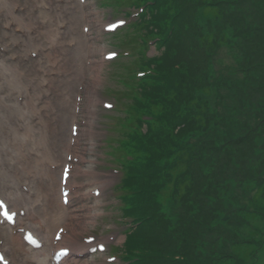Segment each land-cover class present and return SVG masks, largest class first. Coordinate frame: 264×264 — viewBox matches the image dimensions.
Masks as SVG:
<instances>
[{"label": "trees", "instance_id": "1", "mask_svg": "<svg viewBox=\"0 0 264 264\" xmlns=\"http://www.w3.org/2000/svg\"><path fill=\"white\" fill-rule=\"evenodd\" d=\"M232 1L231 8L233 9V5L237 2H240V6L243 4H249L244 5L242 8H246L251 10L253 7L255 8L256 12L253 18L250 19V22H246L245 18L242 15H238L235 11H240L242 8L235 9V11H232L231 18H234V21L238 18L239 27H244L249 30L250 33L254 32V35L252 37L249 36L248 32L244 33L243 36L247 38L248 42L246 44L248 51L251 52V56L254 61V79L247 85V81L249 79H246L244 88L239 92L238 94V111L230 109V114L232 115H240L243 112V108H246L249 104L253 103L254 98H257V95L254 96V92H259L264 90V48H262L260 37L263 32L264 27V0H229ZM208 12L214 13L217 15L215 8H207L204 13L207 14ZM237 17V18H236ZM257 49H261L260 51H257ZM250 56V55H249ZM246 71H249V66H246ZM246 88V89H245ZM264 104V102H263ZM260 114L258 116H254V126H252L250 129H247V137L251 141L258 140L257 137H262L264 134V105L262 109H260ZM225 123L226 126V133L230 134L232 131L235 132L236 126L234 129H231V126H234L235 123H232L231 120H227ZM252 131V133H251ZM253 131L256 133L254 134ZM236 140L242 138L243 134L239 131H236ZM234 136V135H233ZM226 139V138H224ZM235 152V154H233ZM244 161V158L241 157L240 151H237L235 149V146H232L229 148L228 146L225 148L224 152L222 154H217L215 156V159L212 163H209L210 168L216 172V175L214 176L215 183L209 185L208 187L203 186L204 190L201 195V198L203 201L199 202L198 204H194L201 212V209L204 208L207 204L208 199H215V198H223L222 193H220V190L223 188H227L226 180L229 177H232L230 172H234V174L237 171V168L242 167V162ZM233 174V175H234ZM198 205V206H197ZM222 205V204H221ZM220 205V206H221ZM221 208V207H220ZM215 210V206L212 205L205 209L208 211ZM229 212H231L230 207L224 209L222 215L224 217H227L229 215ZM199 222V217L194 216L193 214L189 216L187 225H186V238L182 239L180 242V252H184V248H187L189 246H193L196 242L195 247L199 246V250L201 252L200 256L196 260V264H218V260L220 259L219 254L217 253V245L219 241L222 240V238H225L228 236L226 230L221 227V223H216L212 225L211 227V221L207 220L205 221L206 217L205 214L201 212ZM254 216L253 218H255ZM259 218V216H258ZM173 224H177V220H173ZM218 225V226H217ZM254 242V239L246 240L243 244H240V246H237L238 251H240L241 256L239 258H236L237 262L241 264V262L244 264V262H248L249 259L252 258V253L254 251H258L257 247L252 243ZM252 243V244H251ZM153 246L150 244V242H147L146 244V250L151 249ZM260 252V251H258ZM236 254V253H235ZM256 255V254H254ZM264 257V254H263ZM262 258V257H261ZM259 258L258 264H264V261ZM235 260V261H236ZM164 263V262H161ZM160 263V264H161Z\"/></svg>", "mask_w": 264, "mask_h": 264}, {"label": "rangeland", "instance_id": "2", "mask_svg": "<svg viewBox=\"0 0 264 264\" xmlns=\"http://www.w3.org/2000/svg\"><path fill=\"white\" fill-rule=\"evenodd\" d=\"M259 40L262 48H264V33L261 34ZM94 59L96 66H98L99 59ZM214 65L217 69L232 73L231 69L235 66L232 51L226 48L220 50L215 57ZM113 70L115 74L106 77L105 70L102 69L100 76L102 82L111 86L118 84L115 81L117 69L114 68ZM237 75L242 77L239 72ZM253 133L256 134L254 131ZM257 139L247 142L240 149L241 157L244 158L242 162L244 170L237 169L229 180V186L223 191L224 203L230 207L231 212L227 217L222 214L219 215L216 220V222H221V227L228 234L217 245L216 251L220 256L218 264H240L236 260L241 256L237 246L250 239H254L252 243L260 252L254 251L252 258L248 262L245 261L244 264H258L257 262L261 257L264 261V134L260 138L258 136ZM258 187L260 188L259 191H262L261 195L251 199L252 193L257 192ZM228 192L229 198H227ZM235 193L238 194L236 199H234ZM254 216L256 217L253 218ZM241 264L243 263L241 262Z\"/></svg>", "mask_w": 264, "mask_h": 264}, {"label": "bare ground", "instance_id": "3", "mask_svg": "<svg viewBox=\"0 0 264 264\" xmlns=\"http://www.w3.org/2000/svg\"><path fill=\"white\" fill-rule=\"evenodd\" d=\"M3 5L6 7V13H12V6L13 5H19V10L17 13H14L15 17H23V13H27L30 11L25 9V6L22 9V4L19 0H1ZM73 2V1H72ZM73 6L75 5L77 8L79 7L77 3L73 2ZM79 9V8H78ZM23 11V12H22ZM38 12L47 13L49 12H43L42 10L38 9ZM50 15V14H49ZM53 20V18H51ZM71 29H73L72 26H70ZM73 59L79 60V69L82 72H88L85 66V48L84 46H80L79 49H76L73 51ZM59 60L63 61H69L70 57L68 56V53L66 55L60 56ZM2 64L7 69L9 76L13 77L19 84H32L33 80L32 78H28L27 71L19 64H14L12 62H8L5 59H2ZM7 84L8 82H3L1 84ZM1 88H7L9 89V84L6 86H1ZM7 90V89H6ZM1 98V95H0ZM71 95L65 94L62 97V102L67 104L70 101ZM25 107H30V100L26 99L23 102L22 107L18 109V111H22ZM15 107L10 104H5L0 99V161L1 165L7 167V165L10 167L13 175L14 180L3 190L8 195V197L11 199L16 194H18L17 191V184L19 181H21V178L17 175V170L20 168H25V165L21 164L23 158L27 155L26 148L28 147V139L23 138L21 135L24 133V130L18 126H16V121L18 120V114L19 112L15 111ZM73 115V111L71 112V117ZM92 117V116H91ZM92 140V138H90ZM89 150L92 149V142H90V146L87 147ZM35 162H38V158L35 154ZM82 164L84 163L89 169H92V166L95 165L96 160L89 157H84L81 159ZM58 165V164H57ZM59 167L61 165H58ZM3 168V167H2ZM44 166L40 165V167L37 169L38 173L49 176V188L50 190H55V195L53 196V199H51L50 204L48 207L51 209L50 211L47 210L45 207H41L42 212H45L49 215V223L50 225H43L41 228V239H42V248L38 251L32 250L31 247H28L26 244H23V247H20V242L17 234L11 235L12 242L10 244H6V251L8 254V257L11 260V263L16 264H30L32 263V258H30V255L33 258H36V255H43L45 251L49 252V257L51 256V247L52 246V238L48 234V228L51 230V232L54 230V226L58 222H62L65 219L66 211L65 209L59 204L58 200V192H59V181L57 177L55 176L56 173H49L50 167H48L47 170H43ZM44 182H41L43 184ZM36 194H38V191H35ZM45 200H41V202H38L39 206H41L42 203H44ZM14 208H24L30 210V215L27 218L26 222L22 225L25 226V224L28 222V220L32 216V210L31 207L27 204H20L18 206H15ZM64 223H68L65 221ZM0 234H4L2 231H0ZM6 235V234H4ZM60 243H65V240L61 239L59 241ZM21 249L20 259L15 260L16 255L15 252L17 250ZM27 257V258H26ZM44 264V261L41 263Z\"/></svg>", "mask_w": 264, "mask_h": 264}]
</instances>
